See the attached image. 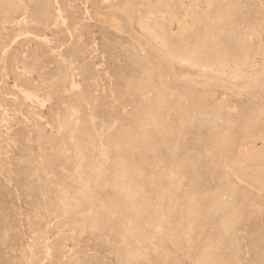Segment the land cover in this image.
Masks as SVG:
<instances>
[{
    "label": "rangeland",
    "instance_id": "1",
    "mask_svg": "<svg viewBox=\"0 0 264 264\" xmlns=\"http://www.w3.org/2000/svg\"><path fill=\"white\" fill-rule=\"evenodd\" d=\"M72 1L0 0V264H259L264 0Z\"/></svg>",
    "mask_w": 264,
    "mask_h": 264
},
{
    "label": "bare ground",
    "instance_id": "2",
    "mask_svg": "<svg viewBox=\"0 0 264 264\" xmlns=\"http://www.w3.org/2000/svg\"><path fill=\"white\" fill-rule=\"evenodd\" d=\"M75 0H73L72 2H74ZM99 1V0H98ZM107 3H109L110 5L108 6L110 8V22L111 24L116 28V30L120 31V32H126V31H130L133 34H136L139 38H143L145 39V32L142 31L140 24H139V15L138 13L140 12L141 8L143 6H147L149 8H157V7H162V6H173L175 4V0H124V5L121 6L120 8H118V6L115 4L117 2H119V0H105ZM115 1V3H114ZM38 2V1H37ZM57 2V0H56ZM101 2V1H99ZM53 3V2H52ZM93 3V2H92ZM183 3V2H182ZM70 4V3H69ZM12 5V4H11ZM60 5V3H59ZM67 5V3H66ZM57 6V5H56ZM70 6V5H69ZM232 6V5H231ZM230 6V7H231ZM71 7V6H70ZM104 7V6H103ZM196 7V6H195ZM68 8V6H67ZM72 8V7H71ZM94 8V7H93ZM99 8V7H98ZM106 8V7H105ZM181 8V7H179ZM229 8V7H228ZM232 8V7H231ZM27 9V8H26ZM69 9V8H68ZM233 9V8H232ZM9 10V9H8ZM53 10V9H52ZM108 10V9H107ZM36 11V10H35ZM60 11V10H59ZM71 11V10H70ZM225 11V9H224ZM11 12V11H10ZM57 12V11H56ZM61 12V11H60ZM106 12V11H105ZM187 12V11H186ZM65 13V12H64ZM225 13V12H224ZM69 14V13H68ZM73 14V13H72ZM104 14V13H103ZM165 14V13H164ZM227 14V13H226ZM27 15V14H25ZM25 15H23V17H25ZM40 16V14H38ZM56 15V14H54ZM66 15V14H65ZM63 15V16H65ZM13 16V15H12ZM62 16V15H61ZM60 16V17H61ZM69 16V15H67ZM74 16V15H72ZM76 16V15H75ZM74 16V17H75ZM88 16V15H87ZM86 16V17H87ZM22 17V20H23ZM73 17V18H74ZM229 17V16H227ZM41 18V17H40ZM63 18V17H62ZM102 18V17H101ZM156 18V16H155ZM21 19V18H20ZM26 19V18H25ZM58 19V18H57ZM65 19V18H64ZM77 19V18H76ZM171 19V18H170ZM21 20V21H22ZM33 20V19H32ZM37 20V19H36ZM39 20V19H38ZM226 20V19H225ZM10 21V20H9ZM41 21V20H40ZM60 21V20H59ZM63 21V20H62ZM77 21V20H76ZM141 21V20H140ZM25 22V21H24ZM32 22V21H31ZM53 22V21H52ZM61 22V21H60ZM65 22V21H64ZM168 22V21H167ZM170 22V21H169ZM33 23V22H32ZM225 23V22H224ZM228 23V22H227ZM25 24V23H24ZM74 24V23H73ZM78 24V23H77ZM206 25V24H205ZM26 26V24H25ZM61 26V25H59ZM64 26V25H63ZM29 28V27H27ZM36 28V27H35ZM76 28V27H75ZM170 29V28H169ZM253 29V28H252ZM112 30V29H111ZM12 31V30H10ZM44 31V30H43ZM184 31V30H183ZM196 31V30H195ZM129 32V33H130ZM40 33V32H38ZM226 33V32H225ZM228 33V32H227ZM191 34V33H190ZM233 34V33H232ZM218 36V35H217ZM227 36V35H226ZM229 36V35H228ZM232 37V36H231ZM76 38V37H75ZM228 38V37H227ZM158 39V37H154L152 42H151V47H152V51L154 52V54L156 55L157 59L163 63H166V59L164 57V50L161 47H155L156 46V40ZM204 39V38H203ZM209 39V38H208ZM241 39V38H240ZM239 39V41H240ZM29 41V40H28ZM78 41V40H77ZM208 41V40H207ZM227 42V41H226ZM229 42V41H228ZM34 43V42H33ZM223 43V42H222ZM35 44V43H34ZM73 45V44H72ZM35 46V45H34ZM162 46V45H161ZM205 46V45H204ZM19 48V47H18ZM49 48V47H48ZM70 50V49H69ZM33 51V50H32ZM71 52V51H70ZM74 52V51H73ZM76 56V55H75ZM72 57V56H71ZM146 57V56H145ZM183 58V57H182ZM30 59V58H29ZM187 59V58H185ZM47 60V59H46ZM12 61V60H11ZM34 61V60H33ZM39 61V60H38ZM194 61V60H192ZM65 62V61H64ZM28 63V62H27ZM257 63V62H256ZM190 64V63H189ZM193 65V63L191 64ZM50 66V65H49ZM261 66V65H260ZM184 67V66H183ZM186 67V66H185ZM7 68V67H6ZM14 68V67H13ZM79 68V67H78ZM5 69V68H4ZM184 69V68H183ZM62 70V69H61ZM189 70V69H188ZM197 70V69H196ZM168 71L171 75H174L173 69L171 68V66H168ZM217 72V70H216ZM27 73V72H26ZM256 74V73H255ZM212 75V74H211ZM248 75V74H247ZM165 77V76H164ZM217 77V76H216ZM188 78V77H187ZM14 79V78H13ZM78 79V78H77ZM184 79V78H183ZM251 79V78H250ZM57 80V79H56ZM107 80V79H106ZM178 80V79H177ZM21 83V82H20ZM186 84L187 87L190 88V90H192L195 93V101L198 105L200 106H209V105H213L217 100V98L212 94V91L210 89L211 85H207L205 82H201L199 83L200 85V89L194 91L193 87L197 84L196 82H192V81H186L184 82ZM148 84V83H147ZM40 85V84H39ZM174 85V84H173ZM30 86V84H29ZM53 86V85H52ZM154 86V85H153ZM23 87V86H22ZM46 87V86H45ZM50 87V86H49ZM58 87V86H57ZM33 88V87H32ZM35 88V87H34ZM108 88V87H107ZM112 88V87H111ZM164 88V87H163ZM36 89V88H35ZM60 89V88H59ZM102 90V89H101ZM185 90V89H184ZM33 91V90H32ZM42 91V90H41ZM5 92V91H3ZM105 92V91H104ZM183 94V93H182ZM46 95V94H45ZM99 95V94H98ZM102 95V94H101ZM159 96V95H158ZM194 96V95H193ZM6 97V96H5ZM25 97V96H24ZM27 97H25L26 99ZM31 98V97H30ZM184 98V97H183ZM188 98V96H187ZM190 98V97H189ZM95 99V98H94ZM19 100V99H18ZM28 100V99H27ZM4 101V100H3ZM23 101V100H22ZM182 101V100H181ZM102 102V101H101ZM194 102V101H193ZM9 103V102H8ZM7 103V105H8ZM15 103V102H12ZM24 103V102H23ZM78 103V102H77ZM84 103V102H83ZM100 103V102H99ZM167 103V102H166ZM187 103V102H186ZM185 103V104H186ZM10 104V103H9ZM18 104V103H17ZM94 105V104H93ZM187 105V104H186ZM185 105V106H186ZM35 106V105H34ZM12 107V106H11ZM26 107V106H25ZM89 107V106H88ZM35 108V107H34ZM82 108V107H81ZM221 108V107H220ZM9 109V108H8ZM6 109V110H8ZM79 109V108H78ZM13 110V109H12ZM5 111V110H4ZM42 111V110H41ZM218 111V110H217ZM228 111V110H227ZM234 111V110H233ZM40 112V111H39ZM50 112V111H49ZM72 112V111H71ZM186 112V111H184ZM225 112V110H224ZM26 113V112H25ZM64 113V112H63ZM52 115V114H51ZM259 115V114H258ZM27 116V115H26ZM55 116V115H54ZM58 116V115H57ZM3 117V116H2ZM18 117V116H17ZM151 117V116H150ZM205 118V117H204ZM6 120V119H5ZM89 120V119H88ZM152 120V119H151ZM195 120V119H194ZM47 121V120H46ZM192 125V124H191ZM200 126V125H199ZM222 126V125H221ZM188 127V126H187ZM49 128V127H48ZM213 128V127H212ZM157 129V128H156ZM14 130V129H13ZM184 130V129H183ZM198 130V129H197ZM213 130V129H212ZM217 130V129H216ZM225 131V130H224ZM197 133V132H196ZM200 134V133H199ZM222 135V133H221ZM18 137V136H17ZM158 137V136H157ZM214 137V136H213ZM123 138V137H122ZM220 138V137H219ZM263 141V140H262ZM38 142V141H37ZM197 143V142H196ZM226 143V142H225ZM6 145V144H5ZM205 145V144H204ZM61 148V147H60ZM114 150V149H113ZM5 153V152H4ZM205 153V152H204ZM261 157V156H260ZM19 158V157H18ZM46 158V157H45ZM201 158V157H200ZM19 161V160H18ZM25 163V162H24ZM243 163V162H242ZM91 164V163H90ZM47 165V164H46ZM93 167V166H92ZM11 168V167H10ZM13 169V168H12ZM16 169V168H15ZM258 171V170H257ZM74 173V172H73ZM15 175V174H14ZM8 177V176H6ZM253 179V178H252ZM19 181V180H18ZM13 182V181H12ZM3 183V182H2ZM33 183V182H32ZM34 187V186H33ZM109 187V186H108ZM27 189V188H26ZM60 190V189H59ZM84 190V189H83ZM109 190V189H108ZM112 190V189H111ZM110 191V190H109ZM11 192V191H10ZM108 192V191H107ZM106 192V194H107ZM113 193V192H112ZM10 194V193H9ZM60 195V194H59ZM95 196V195H94ZM118 197V196H117ZM79 199V198H78ZM97 199V198H96ZM95 199V200H96ZM100 199V198H99ZM92 200V199H91ZM113 200V198H112ZM98 202V201H97ZM105 202V201H104ZM70 205V204H69ZM87 206V205H86ZM92 206V205H91ZM6 207V206H5ZM87 219V218H86ZM90 220V219H89ZM86 221V220H85ZM85 224V223H84ZM89 224V222H88ZM124 225V224H123ZM130 226V225H129ZM219 226V225H218ZM178 229V228H177ZM196 232V231H195ZM144 238V237H143ZM147 240V239H146ZM184 243V242H183ZM52 245V244H51ZM188 245V244H187ZM237 245V244H236ZM51 248V247H50ZM143 248V247H142ZM44 249V248H43ZM31 250V249H30ZM40 252V251H39ZM144 252V251H143ZM205 252V251H204ZM49 257V256H48ZM66 257V256H65ZM57 259V258H56ZM196 260V259H195ZM65 261V260H64ZM72 262V261H71ZM47 263V262H46ZM225 263V262H224ZM64 264V263H63Z\"/></svg>",
    "mask_w": 264,
    "mask_h": 264
},
{
    "label": "snow or ice",
    "instance_id": "3",
    "mask_svg": "<svg viewBox=\"0 0 264 264\" xmlns=\"http://www.w3.org/2000/svg\"><path fill=\"white\" fill-rule=\"evenodd\" d=\"M259 264H264V259H262V260L259 262Z\"/></svg>",
    "mask_w": 264,
    "mask_h": 264
}]
</instances>
